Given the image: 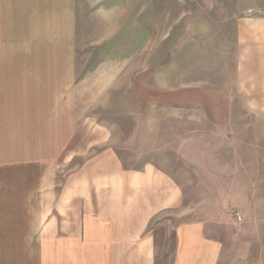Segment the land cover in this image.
Returning a JSON list of instances; mask_svg holds the SVG:
<instances>
[{
    "label": "crops",
    "instance_id": "0c3cea01",
    "mask_svg": "<svg viewBox=\"0 0 264 264\" xmlns=\"http://www.w3.org/2000/svg\"><path fill=\"white\" fill-rule=\"evenodd\" d=\"M236 33V96L259 158L264 16L241 19ZM82 37L69 0H0V264H155L148 224L180 202L179 185L152 166L114 161L106 180L87 184L82 166L66 169L84 155ZM196 94L211 126H231L227 89ZM219 221L177 227L174 264H264V223L223 237Z\"/></svg>",
    "mask_w": 264,
    "mask_h": 264
},
{
    "label": "rangeland",
    "instance_id": "374dc122",
    "mask_svg": "<svg viewBox=\"0 0 264 264\" xmlns=\"http://www.w3.org/2000/svg\"><path fill=\"white\" fill-rule=\"evenodd\" d=\"M69 4L83 34L84 155L66 169L82 166L87 184L106 180L114 161L129 172L152 166L179 185V204L148 224L155 264H174L177 227L219 219L213 231L226 237L264 223V156L247 150L251 115L235 86L236 24L264 16V0ZM220 89L234 96L225 129L193 108L196 93Z\"/></svg>",
    "mask_w": 264,
    "mask_h": 264
},
{
    "label": "built area",
    "instance_id": "2783aa9c",
    "mask_svg": "<svg viewBox=\"0 0 264 264\" xmlns=\"http://www.w3.org/2000/svg\"><path fill=\"white\" fill-rule=\"evenodd\" d=\"M237 220L240 221V218L238 217Z\"/></svg>",
    "mask_w": 264,
    "mask_h": 264
}]
</instances>
